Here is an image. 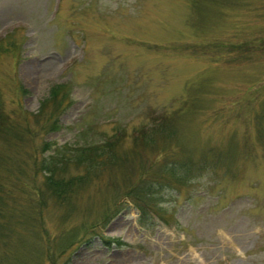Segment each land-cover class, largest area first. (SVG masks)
Masks as SVG:
<instances>
[{"label":"rangeland","instance_id":"1","mask_svg":"<svg viewBox=\"0 0 264 264\" xmlns=\"http://www.w3.org/2000/svg\"><path fill=\"white\" fill-rule=\"evenodd\" d=\"M0 48V108L22 129L0 137V202L22 209L4 211L3 264H264V0H0ZM54 83L71 105L52 130L27 113ZM162 115L169 136L133 142ZM115 125L124 167L81 156L61 169L84 182L67 203L42 188L44 142ZM169 159L192 168L161 187ZM146 177L143 215L124 194Z\"/></svg>","mask_w":264,"mask_h":264},{"label":"trees","instance_id":"2","mask_svg":"<svg viewBox=\"0 0 264 264\" xmlns=\"http://www.w3.org/2000/svg\"><path fill=\"white\" fill-rule=\"evenodd\" d=\"M253 45V44H252ZM1 49V48H0ZM71 105V97L69 93L66 91V84L65 83H54L50 86L47 94L41 99L38 111L36 113H27L30 117L40 119L45 118V121L48 122L49 128L52 130L61 128V120L59 118V114L68 109ZM10 116L2 112L0 108V137L4 139L9 138L10 133L16 135L22 131L16 127L15 124L10 123ZM27 120V119H26ZM172 119L166 115L159 116L156 118V126L155 127H141L140 129H135L136 133L133 134L134 139L133 142H137L138 137L141 141H145V139L150 136V139L157 134L161 137L169 136L173 131L172 127L169 123H171ZM158 124V125H157ZM117 128V129H116ZM116 129L114 132L105 136V139H97L91 142L85 141L83 143H63L56 145L57 148H54L51 152L50 143L44 142V148L42 152H47V154H41L40 157L36 156V165L34 166V173L41 175V186L47 191L57 202L59 203H67L71 196L76 193V190L84 185V182L81 179L80 175H62V167L67 166L68 163H75L78 157H85L88 156L89 161L94 160L96 156L103 155V152L109 151L111 154L110 156L103 155L109 159V165H118V166H125V163L129 160V150H125L121 154L114 152L113 147L118 144L119 140H122L125 137L124 130H120L119 126L113 128ZM148 129L147 131H145ZM24 131V130H23ZM119 132V134H117ZM122 132V133H121ZM82 136L85 135V131L81 132ZM81 136V134L79 133ZM137 139V140H136ZM70 152V153H69ZM72 153H79L76 158L71 156ZM82 153V154H81ZM107 164V165H108ZM58 166H60L58 168ZM10 170L18 171L20 167L18 166L17 169L14 167L10 168ZM191 164L188 161H183L179 159H169L166 163L160 166L158 174L155 178V181L158 185L163 187L164 184H169L172 186H177L179 184H183L188 177L187 171H191ZM8 169L9 174L15 173V171L10 172ZM17 175V174H16ZM14 175L13 178L15 179L17 176ZM151 175H149L150 178ZM148 177V176H147ZM144 179L143 186L138 187L137 189H128L127 193L124 194L130 198L137 206L140 208L141 213L143 215H147L148 205L158 200L159 197L155 196V192L152 190V187L156 188L157 185L148 183V179ZM41 187L36 189L33 187V191L37 193H41L43 190ZM134 190V191H133ZM4 194H9L8 190H4L0 188V201L4 203L3 196ZM13 197V196H12ZM16 202V203H15ZM12 206L4 208L0 202V234L2 232V228L5 225L4 220V211L10 212L12 215L17 214L18 210H22L19 206L20 201H14ZM18 203V204H17ZM5 204V203H4ZM6 205V204H5ZM4 205V206H5ZM21 213H25L26 211H22ZM4 214V215H3ZM8 246V244H6ZM6 252V251H5ZM0 255V264L6 262V259H9L11 262H15L17 260L16 255L13 253L12 256L6 253ZM53 263V262H52Z\"/></svg>","mask_w":264,"mask_h":264}]
</instances>
